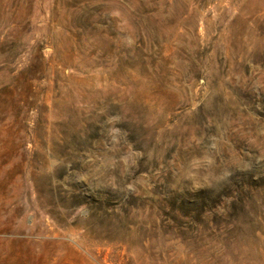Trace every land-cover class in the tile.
I'll return each mask as SVG.
<instances>
[{"label":"rangeland","instance_id":"374dc122","mask_svg":"<svg viewBox=\"0 0 264 264\" xmlns=\"http://www.w3.org/2000/svg\"><path fill=\"white\" fill-rule=\"evenodd\" d=\"M0 264H264V0H0Z\"/></svg>","mask_w":264,"mask_h":264}]
</instances>
